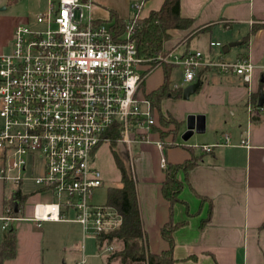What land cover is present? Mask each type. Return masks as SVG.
<instances>
[{"label": "crops", "instance_id": "obj_1", "mask_svg": "<svg viewBox=\"0 0 264 264\" xmlns=\"http://www.w3.org/2000/svg\"><path fill=\"white\" fill-rule=\"evenodd\" d=\"M88 1L90 14L100 21L109 20V11L124 21L144 18L150 11L158 10L163 2ZM179 12L181 17L192 19V26L187 31H170L166 50L192 32L186 42L177 44L176 52L184 48L180 56L199 51L203 63L247 59L253 70L249 82L240 75L210 69L201 77V82L196 76L190 83H183L182 74L180 85H170L182 93L187 86L199 83L187 100L165 99L160 103L162 112L181 123L178 138L185 131L188 115L202 116L204 128L186 141L179 139L174 143L172 137L167 138L165 141L173 142L174 146L165 150L158 148L157 135L150 137V143L134 145L133 180L139 183L135 187L146 247L153 254L168 249L160 230L171 219L185 223L173 233L174 264H264V101L261 108L249 103L251 96H255L258 103L264 95V27L258 28L246 43L241 42L252 26L264 24V0H180ZM213 37L226 39L225 44L214 42ZM210 43L219 46H210ZM216 48H221L218 54L213 53ZM205 146L211 147L209 153L201 150ZM185 147L192 148L193 155L202 157L186 177L178 173L183 183L181 202L170 209L161 194L165 177L161 159L165 167L168 163L180 164L192 155ZM37 191L35 187L29 194L22 191L21 194L33 195L37 203L44 201ZM11 193L4 199L9 200ZM23 206L19 217L13 219L17 224L8 225L16 234L14 256L2 264L85 261L86 234L77 223L45 221L36 227L31 217L26 216L32 225L22 231ZM1 208L0 221L3 206Z\"/></svg>", "mask_w": 264, "mask_h": 264}, {"label": "built area", "instance_id": "obj_2", "mask_svg": "<svg viewBox=\"0 0 264 264\" xmlns=\"http://www.w3.org/2000/svg\"><path fill=\"white\" fill-rule=\"evenodd\" d=\"M90 8L88 0L50 1L32 25L16 26L11 51L0 55V181L21 189L29 164V180L45 199L33 207L34 225L75 222L109 254L114 247L104 235L117 229L121 218L92 201L102 186L101 173L91 164L93 153L110 144L116 131V144L128 150L130 159L131 145L148 142L157 126L142 87L148 74L172 65L181 68L183 83H190L198 71L211 67L249 82L253 66L247 59L203 63L201 52L178 56L175 48L156 58L154 67L137 54L131 20L120 31L109 21L94 20ZM156 144L163 149L159 139ZM201 150L209 153L211 147ZM13 219L2 217V229Z\"/></svg>", "mask_w": 264, "mask_h": 264}, {"label": "trees", "instance_id": "obj_3", "mask_svg": "<svg viewBox=\"0 0 264 264\" xmlns=\"http://www.w3.org/2000/svg\"><path fill=\"white\" fill-rule=\"evenodd\" d=\"M17 1L8 0V4L12 5ZM179 8L180 0H163L158 10L150 11L144 18L137 17L131 19L133 25L131 40L135 44L138 56L146 60L148 64L154 65L156 58L166 55L168 50L165 49V43L171 39L170 31H187L191 28L193 23L192 19L181 17ZM108 21L120 31L125 28V21L120 19L113 11H109ZM262 26L264 27V24L252 26L249 33L242 38V44L246 43L247 39ZM160 68L163 74L162 82L156 89L147 92L145 98L150 102L157 114V126L153 127V134L158 136L163 145L162 150H165L166 148L174 146L173 142L167 143L165 140L169 137H172V140H174L181 123L162 112L160 103L165 99H181L182 93L179 88H172L170 86L169 76L174 66L163 64ZM207 71H209L208 68L198 71L197 77L200 82L201 77ZM249 103L251 106L257 107L256 97L251 96ZM169 126H172V128L169 129ZM118 139L119 133L117 131L110 134L109 146L114 148ZM99 148L100 146L94 150L93 154ZM185 149L192 154L188 160L180 164L168 163L164 169L165 177L161 184V194L164 200L168 202L170 209L175 204L181 202L179 195L183 183L178 179V173L182 172L186 177L187 173L199 164L202 157L201 155H193L192 148L185 147ZM112 156L119 172L121 186L107 190L105 205L111 207L118 213L121 218V224L114 231L104 235L107 244L116 246L111 253L106 255V262H117L118 264H174L175 260L172 255L173 233L185 223L173 222L170 219L160 230V235L168 244V249L158 254L150 253L145 243V233L138 207L135 182L114 151H112ZM26 200L27 195L21 194L20 187H16L12 191L9 200L3 198V201L7 204L5 206L3 203L5 208L7 207V210L4 208L3 214L11 218L19 217L20 210ZM15 201L18 203L17 213L14 212ZM6 230L0 242V264L5 260L13 258L15 253V230L12 227ZM101 245L102 243L99 242L98 246Z\"/></svg>", "mask_w": 264, "mask_h": 264}, {"label": "rangeland", "instance_id": "obj_4", "mask_svg": "<svg viewBox=\"0 0 264 264\" xmlns=\"http://www.w3.org/2000/svg\"><path fill=\"white\" fill-rule=\"evenodd\" d=\"M48 0H18L15 4L9 5L8 0H0V55L7 54L12 49V37H13V31L18 25H32L33 24V17L36 14L39 13H46L48 8ZM52 2L56 3V0H52ZM91 17L94 20L95 19L92 15ZM190 32V31H189ZM192 32L184 36L181 40L178 41L177 44L186 42L191 36ZM212 40L215 42V40H218L220 43L225 44L223 40L226 39H217L216 37H213ZM175 45L174 47L176 48ZM166 47V45H165ZM171 48L169 51H174L175 48ZM221 48L213 49V53H217L220 51ZM184 50V48L180 47L176 54L180 56V53ZM167 51V53L169 52ZM166 53V55H167ZM154 67L155 64L153 65ZM210 69H213L211 67H205ZM203 68V69H205ZM202 70V69H201ZM181 75L182 70L179 67L172 68L169 76L170 85H180L181 83ZM162 80V69L160 67H157L153 69L148 76L146 77L144 81V90L145 92L151 91L155 88H157L161 84ZM1 122V121H0ZM172 128V126H169V129ZM180 131V130H179ZM156 136L155 134L149 135L148 142L150 143V137ZM158 137V136H157ZM178 135L174 138V143L179 142ZM131 156L135 154L134 151V144L131 145ZM120 144H116L114 148H111L108 143H104L100 146V148L95 153V156L92 160V166L96 168L100 173L102 177V186L95 191L94 197L92 199L94 204H105L106 203V193L109 188H118L120 187V181H119V172L118 169L114 163L112 151L116 153V155L119 157L121 162L123 163L124 167L127 169V172L130 176H134L135 174H132V171H134L132 160L130 159V153L128 150ZM129 156V158H128ZM23 181L21 186V191L25 194H29L34 190L36 187L29 178L31 177L30 173V165L27 164L26 172L22 175ZM133 178V179H134ZM135 185L139 184L138 181H134ZM14 185L11 182L3 183L0 181V208L2 206H7L5 201H3V198H6L10 195V193L14 190ZM33 195L27 196L26 202L23 204V220H22V231L27 230L28 227H31L32 223L27 222L26 216L28 218L32 216L33 213V207L37 203V198H32ZM4 203V205H3ZM3 207V210L5 208ZM2 210V208H1ZM1 214V213H0ZM3 214V213H2ZM5 215L3 214V217ZM17 222L14 220H10L8 222V225L15 226ZM2 221H0V240L2 239L5 231L2 229ZM9 228V227H8ZM112 247H115V245L111 244ZM107 254L102 250L98 249L97 245L95 243V235L92 233H87L84 238L83 243V256L85 257V264H106L105 262V256ZM67 264H76L74 261L71 260L67 261Z\"/></svg>", "mask_w": 264, "mask_h": 264}, {"label": "water", "instance_id": "obj_5", "mask_svg": "<svg viewBox=\"0 0 264 264\" xmlns=\"http://www.w3.org/2000/svg\"><path fill=\"white\" fill-rule=\"evenodd\" d=\"M226 51V49L224 50V52ZM199 86L198 82H195L189 86H187L186 88L183 89L182 91V99L187 100L190 95H192L196 88ZM264 101V95L261 96L258 100V107H262V103ZM202 116H197L195 117L194 115H188L185 119V131L181 134L180 139L182 141H186L189 136H191L194 132L195 133H199L203 131V123H202ZM17 201L14 202V212L17 213L18 209H17Z\"/></svg>", "mask_w": 264, "mask_h": 264}]
</instances>
